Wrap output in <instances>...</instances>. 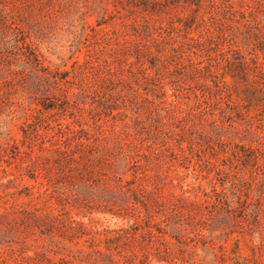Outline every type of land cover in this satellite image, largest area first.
<instances>
[{
  "label": "rangeland",
  "instance_id": "rangeland-1",
  "mask_svg": "<svg viewBox=\"0 0 264 264\" xmlns=\"http://www.w3.org/2000/svg\"><path fill=\"white\" fill-rule=\"evenodd\" d=\"M145 3L0 0V264L42 251L80 264L92 244L110 245L118 264H264V0ZM191 37L206 43L196 53ZM161 49L149 73L165 84L135 65L137 50ZM174 49L194 63L181 66ZM238 55L247 77L231 74ZM73 129L94 142L89 180L67 181L58 165L60 147L80 151ZM53 206L67 238L23 224Z\"/></svg>",
  "mask_w": 264,
  "mask_h": 264
},
{
  "label": "trees",
  "instance_id": "trees-1",
  "mask_svg": "<svg viewBox=\"0 0 264 264\" xmlns=\"http://www.w3.org/2000/svg\"><path fill=\"white\" fill-rule=\"evenodd\" d=\"M170 3V0H147V4L145 3L146 6V10H152L153 12H158L160 10H164L167 5ZM192 3L195 4L196 0H192ZM151 7V8H150ZM150 8V9H149ZM194 24H196V16H194L189 23H187L188 28H191ZM189 36V34L187 35V37ZM190 43H192L193 48H195L196 51H192L194 53H196L197 51L202 49V46H205L206 43L200 42L197 38L195 37H191L188 40ZM26 48L29 49L32 48L29 43H26ZM176 52H178L177 54H173L171 56L172 59H178L179 64L181 66H186V65H190L193 64V57L189 54H187L188 51H179L177 49H174ZM194 50V49H193ZM146 53V54H145ZM159 53V55H158ZM166 55L165 50L163 51V49L159 50L158 52H153L151 50H147V51H136V56H137V61H135V65H138V70L140 72V74L142 75V77L145 80H158V81H162L163 84H165L164 82V78L161 76L160 73H156L155 75H152L149 73V70L151 68H159L160 65L157 63L158 60H160V58L162 56ZM148 56V60L150 61V66H147V61H144V57ZM233 59H235L236 57H232ZM229 59L228 61L230 62V69H231V74L232 76H234V78L238 77V76H243V77H247L248 76V64L246 62V60L242 57H240L238 55V57L236 58V60L233 59ZM38 60V59H37ZM157 76V77H156ZM198 98V102L193 106L194 108H198L200 110V113H206V106H204L203 101L201 100L199 95H196ZM190 105V104H189ZM192 107V105H190ZM49 106H45V109H48ZM73 137L72 139L76 140V145L78 146V148H80V151H72V149H70V147H67V149L64 150V148L58 149L59 153V158H58V165L60 166V169L62 171H64L65 174V178L67 179V181H71L73 179H78L79 177L82 179H87L85 177V175H87L89 173V167L86 164L85 161H91V159L88 157L87 153L92 149V147H94V142L91 139L90 133L87 131V129H73ZM67 142V140H66ZM64 142V143H66ZM70 149L71 154H68V151ZM257 151L261 153V155L263 154L264 156V151L262 149H258ZM78 153V154H77ZM80 154V155H79ZM246 156L244 158V163L245 165H258L260 162L261 157L260 156H252V155H244ZM264 160V159H263ZM120 174H122V176H120ZM137 176V175H136ZM118 177V180L120 181L118 188L121 190L124 188V186L122 185V181L124 178V172H117L116 174V178ZM138 177V176H137ZM89 180V179H87ZM49 190V189H48ZM51 195L54 193L57 195V202L60 206H65V202L66 199L68 198V194L65 191V188H61V187H54V189L50 192ZM225 192L221 191L217 194V200L218 202H220L221 204H224L227 201V196H225ZM258 213H260V209L258 211H256ZM32 214V215H31ZM62 214L64 213H57L54 206L52 208V211H50L47 214H38V213H31L28 212L26 213L25 216L22 217V221H24V225L25 224H30L32 223L34 226L38 227L41 229L42 231V235L43 236H50L52 238H55L57 235L62 236V237H66L67 238V231H66V227H64L65 225L60 226V224H64V222L66 221L62 216ZM260 219H262V217H259L258 215V219L260 221ZM77 222L76 224L83 225V223L79 222V221H75ZM154 234V233H153ZM167 235V231L163 232L162 235H157V238H161L163 240V245L166 247L165 248V254L168 257L169 255H171L172 253V249H171V240L166 236ZM73 236H79L78 233H74ZM124 235H120L117 238L111 239V241H118L119 238H123ZM134 237V236H132ZM154 237H156V235H154ZM70 240H73L72 237H68ZM118 239V240H116ZM92 250L88 251L86 255H88V257H84V256H78L75 258V260L79 261L80 264H118L119 263V259H117V257L115 256L116 253H113L112 248L110 245L106 246V250H103L101 248H96V244H92L91 245ZM117 250H119L117 248ZM56 253H59V251H55ZM121 251H119L120 253ZM39 260L36 262V260L34 258H30V260H28V263L26 264H32V262H36V264H74L75 261H73L72 259H69L68 257H61L60 260H58L57 262L50 257L47 252H38L37 253ZM163 260H165V257H163Z\"/></svg>",
  "mask_w": 264,
  "mask_h": 264
}]
</instances>
